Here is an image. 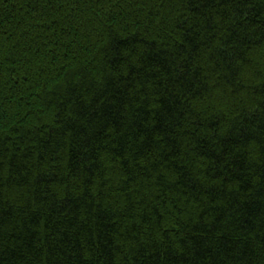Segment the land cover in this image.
Masks as SVG:
<instances>
[{
	"label": "trees",
	"instance_id": "trees-1",
	"mask_svg": "<svg viewBox=\"0 0 264 264\" xmlns=\"http://www.w3.org/2000/svg\"><path fill=\"white\" fill-rule=\"evenodd\" d=\"M0 264H264V0H0Z\"/></svg>",
	"mask_w": 264,
	"mask_h": 264
}]
</instances>
